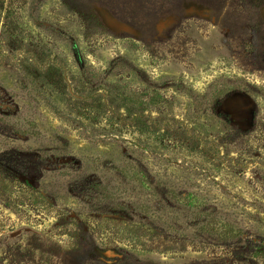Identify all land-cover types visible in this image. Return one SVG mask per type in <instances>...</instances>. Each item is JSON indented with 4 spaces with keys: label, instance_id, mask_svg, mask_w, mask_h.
Segmentation results:
<instances>
[{
    "label": "rangeland",
    "instance_id": "obj_1",
    "mask_svg": "<svg viewBox=\"0 0 264 264\" xmlns=\"http://www.w3.org/2000/svg\"><path fill=\"white\" fill-rule=\"evenodd\" d=\"M0 264H264V0H0Z\"/></svg>",
    "mask_w": 264,
    "mask_h": 264
},
{
    "label": "trees",
    "instance_id": "obj_2",
    "mask_svg": "<svg viewBox=\"0 0 264 264\" xmlns=\"http://www.w3.org/2000/svg\"><path fill=\"white\" fill-rule=\"evenodd\" d=\"M225 232H226V234H230L231 233V235L234 236V233H233V231L230 228L226 229Z\"/></svg>",
    "mask_w": 264,
    "mask_h": 264
}]
</instances>
